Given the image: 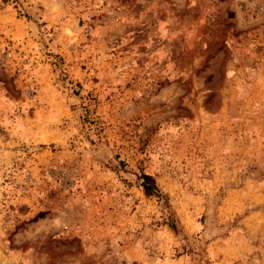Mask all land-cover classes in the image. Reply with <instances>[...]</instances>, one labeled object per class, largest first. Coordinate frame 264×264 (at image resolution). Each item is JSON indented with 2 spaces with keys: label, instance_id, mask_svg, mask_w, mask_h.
<instances>
[{
  "label": "rangeland",
  "instance_id": "obj_1",
  "mask_svg": "<svg viewBox=\"0 0 264 264\" xmlns=\"http://www.w3.org/2000/svg\"><path fill=\"white\" fill-rule=\"evenodd\" d=\"M0 264H264V0H0Z\"/></svg>",
  "mask_w": 264,
  "mask_h": 264
},
{
  "label": "trees",
  "instance_id": "obj_2",
  "mask_svg": "<svg viewBox=\"0 0 264 264\" xmlns=\"http://www.w3.org/2000/svg\"><path fill=\"white\" fill-rule=\"evenodd\" d=\"M139 179L141 181L140 186L142 188V192H143L145 197H147V198H150V197L160 198L159 191L157 190L155 182L151 176L146 175V174H141L139 176ZM170 228L174 229V227L172 225H170Z\"/></svg>",
  "mask_w": 264,
  "mask_h": 264
}]
</instances>
